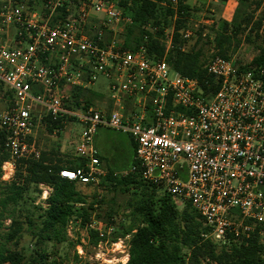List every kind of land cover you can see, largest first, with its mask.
<instances>
[{
  "label": "built area",
  "instance_id": "obj_1",
  "mask_svg": "<svg viewBox=\"0 0 264 264\" xmlns=\"http://www.w3.org/2000/svg\"><path fill=\"white\" fill-rule=\"evenodd\" d=\"M65 1H48L42 16L26 0H0V131L8 154L1 181L40 158L35 137L45 118L72 121L82 126L73 142L82 165L60 169V177L99 185L107 170L93 140L98 129H107L134 144L129 168L112 175L138 173L178 208L189 204L203 240L225 244L264 226V69H241L214 55L204 67L216 90L206 91L164 57L151 58L144 45L124 47L123 28L133 23L129 3L79 0L74 19L50 23ZM164 4L175 10L178 0ZM181 37L188 41L193 33L185 29ZM171 47L170 37L165 50ZM98 76L108 80L110 107H74L71 92L91 89ZM114 229L92 219L85 238L94 230L97 247L115 246L122 240L111 241ZM76 249L80 257L81 245Z\"/></svg>",
  "mask_w": 264,
  "mask_h": 264
},
{
  "label": "trees",
  "instance_id": "obj_2",
  "mask_svg": "<svg viewBox=\"0 0 264 264\" xmlns=\"http://www.w3.org/2000/svg\"><path fill=\"white\" fill-rule=\"evenodd\" d=\"M33 5V0H26ZM243 5L247 0H233ZM166 0H123L125 6L133 17L132 25H127L122 38L124 47L133 48L144 45L148 55L153 58L164 57L168 65L178 75L195 79L206 91L214 92L216 86L212 77L206 72L203 51L197 44L188 52L180 51L184 41L178 31L182 21L177 20L172 35V47L165 50L160 41L162 28L174 16V10L164 4ZM179 0V10L186 11L188 7ZM79 0H66L64 4L55 9L50 23L57 20H72L76 16ZM237 13L240 9L237 8ZM48 13L47 7L42 10V16ZM234 15L231 24L221 23V30L216 32L214 44L216 52L213 56L229 59V48L232 35L243 32L251 23V16L243 14L238 18ZM264 16L257 19L251 32H256L261 45L257 54L243 68L264 69ZM228 27L233 32L228 34ZM259 31L262 34H258ZM202 40V39H201ZM205 82L209 85L206 86ZM2 90V86H0ZM90 90L76 89L71 92L74 107L80 103L89 105L86 94ZM11 95L5 93V97ZM180 110V109H178ZM49 131L61 129L60 120L44 119ZM5 135L0 131V264H54L50 261L44 250L35 249L30 253H23L9 248V244L17 246L24 227L34 240L35 246L45 243H63L66 241L65 228L70 221L79 220L85 227L93 215L94 220L102 221L106 225L115 226L111 241L129 236L128 259L125 264H264V228L257 227L248 238L240 237L237 240L229 238L226 244L217 245L201 237L202 227L198 221L197 213L186 204L178 208L176 200L168 194L158 195L157 188L144 182L138 173H128L125 176L114 177L115 171L129 168L110 167L105 165L107 174L101 179L99 186L111 191H119L128 195L126 208L128 212L127 223L121 217L116 218L112 211L103 217L101 212L102 199L94 195L91 200L76 188V183L60 177L62 168L75 169L82 165L81 159L68 166H62L60 160H54L45 152L40 158L27 164L16 167L13 178L1 181V165L8 159L4 149ZM131 140V139H130ZM134 148V144H133ZM96 157L105 161V156L97 152ZM107 163V161H105ZM132 163V160H131ZM130 163V164H131ZM40 186L49 188L47 197L43 200L44 207L36 208L37 215L27 212L23 216L19 210L20 204L25 208L26 198L31 202V195H40ZM20 218H23L22 220ZM9 223L5 225V221ZM89 242L96 246L99 242L97 232L88 231Z\"/></svg>",
  "mask_w": 264,
  "mask_h": 264
},
{
  "label": "rangeland",
  "instance_id": "obj_3",
  "mask_svg": "<svg viewBox=\"0 0 264 264\" xmlns=\"http://www.w3.org/2000/svg\"><path fill=\"white\" fill-rule=\"evenodd\" d=\"M48 1L53 0H33V6L42 14V10L44 7H47ZM183 4L188 7V10L180 11L178 0V5L174 10V16L170 17L167 21L168 25L162 28V37L160 41L164 45H166L170 37L172 40L174 27L177 20H180L182 21V27L178 31L180 38L183 40L181 32L185 29H189L193 33V37L190 40H183L184 45L182 47L188 52L197 44L198 40H200L198 48L202 49L204 55L203 59L207 62L216 52L214 37L216 32L221 30V23L226 21L231 24L234 15L238 14V18H240L243 14H246L252 17L251 23L243 32L232 35L228 54L236 66L247 64L257 54L261 41L256 37V32H251L250 29L253 28L257 19L264 16V0H247L243 5H239L238 2L233 0H184ZM237 8L240 9L239 13L236 11ZM126 26L127 25H125L124 28ZM232 33L231 27H228V34L231 36ZM258 34L261 35L262 32L259 31ZM104 37L108 39L109 35L105 33ZM89 90L90 92L86 94V98L90 105L105 109L110 107V102L108 100V80L102 76H98ZM3 105L4 104L1 103L0 107H3ZM81 131L82 126L77 122L66 121L61 129H54L51 131H49L45 123V125L36 129L35 138L41 152H45L54 160H60L62 166H68L78 160L75 155L73 142L76 141ZM116 137V134L108 132L107 139H116ZM105 159V161L109 162V158L105 157ZM101 164L102 167L107 170L105 162L101 161ZM127 165L128 159H123L120 161V165L117 166V169L124 166L127 167ZM76 188L83 195L87 196L88 200H91L94 195H98L99 198L103 200L100 206L103 217H106V214L112 211L114 216L117 215V217H115L116 220L121 217L124 219L123 222L125 221L127 223V218H125L128 214V212L125 211L127 210V194H122L119 191H111L109 188L103 189L99 185L89 186L76 184ZM39 189L41 192L40 195H31V199H34V202L26 198L25 208L28 210H23L24 205L20 204L19 210L22 211V216L27 212L37 215L39 211L36 210V208L45 206L43 200L45 199L44 195L47 197L45 193L47 188L45 186H40ZM261 191L264 194V186L261 188ZM157 193L158 195L162 194L160 190H157ZM93 218V215L90 216V220ZM20 219L22 220L23 218ZM8 223L9 221L6 220L5 225ZM84 228L85 227L82 228L80 225L79 220L70 221L65 228V242H49L36 247L34 240L26 231V227H24V231L18 239L17 246L9 244V248L23 253H30L35 249L44 250L48 254L49 260L54 261V264H123L126 261L129 236L120 238L122 243H117L115 246L108 244L99 248L97 245H92L89 239L85 238ZM261 228H264V226ZM262 231H264V229ZM111 236L112 235H110V237ZM78 244L81 245L82 250V255H80V257L76 249Z\"/></svg>",
  "mask_w": 264,
  "mask_h": 264
},
{
  "label": "crops",
  "instance_id": "obj_4",
  "mask_svg": "<svg viewBox=\"0 0 264 264\" xmlns=\"http://www.w3.org/2000/svg\"><path fill=\"white\" fill-rule=\"evenodd\" d=\"M108 132L116 134V139H107ZM93 144L97 152L103 154L109 158V162H105V165L117 167L120 165V161L128 159V165H130L133 154V142L126 135L118 134L107 129H98L95 133ZM47 188V187H46ZM47 188L46 195L49 193ZM46 198V196H44Z\"/></svg>",
  "mask_w": 264,
  "mask_h": 264
},
{
  "label": "bare ground",
  "instance_id": "obj_5",
  "mask_svg": "<svg viewBox=\"0 0 264 264\" xmlns=\"http://www.w3.org/2000/svg\"><path fill=\"white\" fill-rule=\"evenodd\" d=\"M46 193V192H45ZM45 196V195H44Z\"/></svg>",
  "mask_w": 264,
  "mask_h": 264
}]
</instances>
